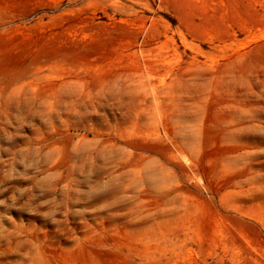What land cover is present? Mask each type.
Listing matches in <instances>:
<instances>
[{"label":"rangeland","instance_id":"obj_1","mask_svg":"<svg viewBox=\"0 0 264 264\" xmlns=\"http://www.w3.org/2000/svg\"><path fill=\"white\" fill-rule=\"evenodd\" d=\"M0 264H264V0H0Z\"/></svg>","mask_w":264,"mask_h":264}]
</instances>
